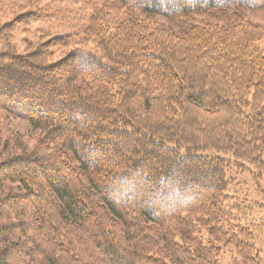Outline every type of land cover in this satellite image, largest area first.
Returning a JSON list of instances; mask_svg holds the SVG:
<instances>
[{
	"label": "trees",
	"instance_id": "1",
	"mask_svg": "<svg viewBox=\"0 0 264 264\" xmlns=\"http://www.w3.org/2000/svg\"><path fill=\"white\" fill-rule=\"evenodd\" d=\"M68 2L79 25L37 31ZM253 10L0 0V264H262L227 192L229 156L264 184Z\"/></svg>",
	"mask_w": 264,
	"mask_h": 264
},
{
	"label": "rangeland",
	"instance_id": "2",
	"mask_svg": "<svg viewBox=\"0 0 264 264\" xmlns=\"http://www.w3.org/2000/svg\"><path fill=\"white\" fill-rule=\"evenodd\" d=\"M47 18L36 28L45 34H63L71 31L75 25H79L80 15L77 8L71 2L65 5L50 6L46 12ZM247 19L264 27V10L247 11ZM9 127L23 134L29 133L30 129L25 121L14 118L8 119ZM219 155V154H218ZM226 157V155H219ZM228 158V157H227ZM231 184L227 190L231 202L238 203L241 210L236 214L237 222L242 226L252 229L257 250L260 252L262 264H264V184L263 181L253 179L250 170H241L235 165L229 156L227 159ZM232 254L226 252L220 264H229Z\"/></svg>",
	"mask_w": 264,
	"mask_h": 264
}]
</instances>
